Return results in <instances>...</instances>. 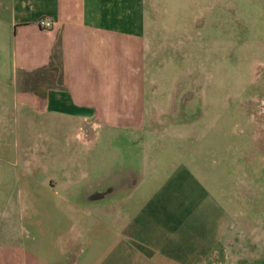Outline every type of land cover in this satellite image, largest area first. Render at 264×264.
Masks as SVG:
<instances>
[{
    "label": "crops",
    "instance_id": "1",
    "mask_svg": "<svg viewBox=\"0 0 264 264\" xmlns=\"http://www.w3.org/2000/svg\"><path fill=\"white\" fill-rule=\"evenodd\" d=\"M229 3L0 0V247L5 248L2 241L15 224V242L7 246L20 252L17 262L264 264V188L255 196L232 197L224 187H216V182L232 180L231 163L224 164L218 179L201 169L208 165H196L188 173V180L196 186L191 195L179 193L184 200H192L182 223L183 210L172 208L162 217L157 212L156 220H150L148 215L154 213L133 205L145 188L142 197L160 203L169 184L176 181L175 176L161 177L157 163L146 164L139 176L127 180V188H117L123 193L111 198L127 195L132 200L122 206L114 200L107 207L111 198L104 199L108 194L99 189V199L90 200L99 201V220L80 223L84 248L78 257L68 254L76 224L73 200L89 195L98 184L103 186V177L91 173L98 165L101 169L114 166L99 153V113L128 120L156 117L137 110L135 78L129 76L135 66L136 43L143 56L179 49L189 52L197 45L196 30L204 22L221 23L225 18L220 12L224 17ZM178 17L186 26L175 45L167 24L177 22ZM41 18L50 19L53 27L39 26ZM241 22L242 33L254 29L253 39H246L242 49L246 55L254 50L251 68L264 74V15L256 16L254 22L249 18ZM252 23L255 27L249 25ZM221 28L225 47L230 34L226 25ZM121 71L128 74L121 76ZM109 87L114 90L106 99ZM252 130L255 149L261 154L242 157L235 174L240 182L260 188L264 178L263 116ZM120 178L124 183L125 176ZM198 188L203 191L201 198L196 197ZM46 248L53 252L52 257L43 255L49 251ZM2 253L0 249V262L5 259Z\"/></svg>",
    "mask_w": 264,
    "mask_h": 264
},
{
    "label": "rangeland",
    "instance_id": "2",
    "mask_svg": "<svg viewBox=\"0 0 264 264\" xmlns=\"http://www.w3.org/2000/svg\"><path fill=\"white\" fill-rule=\"evenodd\" d=\"M228 5L224 17L223 12H220L221 18H225L221 23L204 22L201 24L203 27L196 30L197 45L189 52L179 49L164 55L143 56L140 44L136 43L135 66L129 76L135 78L137 110L156 117L128 120L111 118L110 113H99V153L105 162L111 161L114 166L101 169L98 165L91 173L96 177L101 176L100 179L103 177V186L99 188L98 184L89 195H81L73 200L76 207L72 205V210L75 209L72 218L76 224L72 228L73 239L69 241L72 244L68 252L70 256L74 254L78 257L84 248L86 240L79 237L82 233L80 223L95 224L99 220V201H90L99 199V189L101 193L108 194L104 199L122 194L123 190L120 192L117 188H122L131 177L139 176V171L146 164L157 163L161 177H176V181L171 182L165 190L167 196L160 203L150 202L142 197L147 190L145 188L133 201L125 198L127 195L122 199L111 198L107 200V207L114 200L119 202L117 206L132 201L135 207H143L149 213H154L148 215L150 220H156L157 212L162 217L167 211L176 208L183 210L182 223L192 207V200H184L179 193L184 191L187 196L194 191L196 184L188 180V173H192L196 165H208L201 169L208 174H216L218 179L223 175L224 164L227 167L231 163L232 180L224 184L216 182L214 185L224 187L232 197L235 194L255 196L263 191L264 178L259 184L260 188H257L254 183L240 182L239 174L235 172L239 173L238 165L242 157L261 154L255 149L252 129L258 118L264 117V74L251 68V62L256 57L254 50L246 55L242 49L241 44L246 39L248 42L253 39L254 29L249 28L247 34L242 33L241 21L249 18L250 22H254L256 16L264 15V0H230ZM223 25H226L230 34L225 38V47L223 38H220ZM249 25L255 27V23ZM167 26L173 43L179 41L186 24L178 17L177 22H170ZM144 58L147 59L146 64ZM120 73L121 76L128 74L126 71ZM112 90L114 87L108 88L106 99L111 98ZM122 175L125 176L124 183L120 178ZM168 190L178 195L173 196ZM202 193L198 188L196 197L201 198ZM175 198L178 199L177 205ZM262 218L264 228V214ZM8 220L7 227L10 228L11 219ZM11 226L13 230L6 232L7 239L2 241L5 248L0 247L6 259L0 264H21L17 262L20 257L18 249L7 246L15 242L17 228L15 224ZM24 232L26 234V230ZM90 233L94 236V232ZM65 248L68 250V246ZM175 248L171 247L173 250ZM60 249L63 251L64 247ZM47 250L50 252H43V255L52 257L53 252L50 248Z\"/></svg>",
    "mask_w": 264,
    "mask_h": 264
},
{
    "label": "built area",
    "instance_id": "3",
    "mask_svg": "<svg viewBox=\"0 0 264 264\" xmlns=\"http://www.w3.org/2000/svg\"><path fill=\"white\" fill-rule=\"evenodd\" d=\"M39 26L43 27V28H51L53 27V22L48 19V18H41L38 21Z\"/></svg>",
    "mask_w": 264,
    "mask_h": 264
}]
</instances>
